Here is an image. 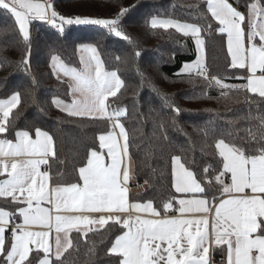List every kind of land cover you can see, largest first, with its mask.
<instances>
[{
	"label": "snow or ice",
	"instance_id": "obj_1",
	"mask_svg": "<svg viewBox=\"0 0 264 264\" xmlns=\"http://www.w3.org/2000/svg\"><path fill=\"white\" fill-rule=\"evenodd\" d=\"M203 2L211 17L206 26L160 19L159 13L151 16L148 25L174 28L194 39L197 61L185 64L178 75L191 78L195 72L219 88L222 97L243 92L249 105L253 101L248 94L259 97L254 110L258 115L250 109L243 118L247 123L235 125L234 130L206 126L205 135L215 132L209 145L215 164L206 165L201 173L172 154L170 198L160 207L151 198L134 202L130 183L135 161L121 121L126 109L109 103L124 82L108 69L97 45L78 47L80 68L51 55L52 73L58 79L68 78L72 97L71 103L58 98L52 103L69 117L104 121L110 128L98 135V149L87 152L73 169L71 181L54 179L50 175L51 163L58 160L54 137L41 125L19 128L12 116L22 103L19 91L0 98V264H75L79 241H87L89 233L97 234L109 224L119 226L121 233L106 248V264H216L217 252L220 264H264V0H238L235 6L230 0ZM196 8L203 11L199 5ZM0 10L13 20L11 39L22 49L16 67L25 72L30 71L34 21L47 22L61 34L65 25H97L129 42L127 58L141 55L138 42L124 30L129 9L123 7L105 19L65 17L57 12L54 0H0ZM205 27L226 37L229 66L240 70L233 78L244 83L229 84L205 71L199 55L205 50ZM28 92L31 95L32 89ZM168 107L179 114L175 105ZM161 140H169L166 130ZM56 172L61 175L59 168ZM150 184L146 179L140 187ZM210 187L219 192L218 202L215 193L209 200ZM86 254L91 261L95 246Z\"/></svg>",
	"mask_w": 264,
	"mask_h": 264
},
{
	"label": "trees",
	"instance_id": "obj_2",
	"mask_svg": "<svg viewBox=\"0 0 264 264\" xmlns=\"http://www.w3.org/2000/svg\"><path fill=\"white\" fill-rule=\"evenodd\" d=\"M230 2L235 6L238 0ZM54 4L57 12L65 17L105 19L112 18L121 7L129 9L123 27L138 42L137 50L141 53L134 60L127 58L131 50L129 42L110 35L97 25H65V32L61 34L47 22L34 21L30 26L33 39L30 71L25 72L16 67L22 59V49L11 39L9 26L13 20L0 10V98L19 91L22 103L12 113L17 117L15 122L19 128L41 125L54 137L58 156L50 168L54 179L71 181L73 169L87 152L91 148L98 149V135L110 128L104 121L69 117L52 103L57 98L71 102L72 97L66 80L53 75L49 66L51 55L60 56L70 67L80 68L77 49L81 44L97 45L108 69L116 71L124 82L117 97H109V103L126 109V116L121 121L130 138L135 185H144L146 179L151 181L147 188L130 195L134 202L151 198L155 206L160 207L162 201L170 198L173 194L169 167L172 154L180 155L189 167H198L201 173L206 165L215 164L209 147L215 132L210 130L205 135L206 126L234 130L235 125L247 123L243 118L250 109L257 114L254 110L259 97L248 94L253 101L249 105L243 92H230L222 97L219 88L195 72L191 78L188 74L178 75L184 64L197 57L194 39L172 28L152 29L148 25L151 16L159 13L160 19L198 22L200 26H206L211 17L206 13L203 0H54ZM197 5L203 11H198ZM240 10L244 11L242 2ZM211 23L215 24V21ZM202 37L205 39L203 64L207 73L229 84L244 83L233 78L240 70L229 66L226 37L210 32L206 27ZM117 56L121 59L117 60ZM34 81H38V87H34ZM28 89H32L31 95ZM169 104L178 107L179 114L171 111ZM165 130L168 141L161 140ZM212 193L217 195L218 202L216 187L209 188L210 201ZM120 233L119 226L111 224L97 234L89 233L87 241H79L80 252L74 253L75 264H106L109 259L106 248ZM72 235L76 236L75 233ZM93 245L96 254L89 261L86 252ZM214 260L220 264L219 252L215 253Z\"/></svg>",
	"mask_w": 264,
	"mask_h": 264
},
{
	"label": "crops",
	"instance_id": "obj_3",
	"mask_svg": "<svg viewBox=\"0 0 264 264\" xmlns=\"http://www.w3.org/2000/svg\"><path fill=\"white\" fill-rule=\"evenodd\" d=\"M174 29V28H172ZM175 30V29H174ZM0 179H2V177H0ZM144 187H140L138 185H135V181L134 179L131 181L130 183V195L131 194H135V193H138V192H141L143 190ZM18 222H21V221H18ZM10 235V234H9Z\"/></svg>",
	"mask_w": 264,
	"mask_h": 264
},
{
	"label": "rangeland",
	"instance_id": "obj_4",
	"mask_svg": "<svg viewBox=\"0 0 264 264\" xmlns=\"http://www.w3.org/2000/svg\"><path fill=\"white\" fill-rule=\"evenodd\" d=\"M199 55H200V58H201V62L203 63V53H200ZM78 56H79V59H80V53L79 52H78ZM197 57H198V53H197ZM197 57H196V59L193 62L187 63V64H194V63H196ZM60 79H63V80H66L67 81L68 78L67 77H64V76H61ZM66 103H71V102H66Z\"/></svg>",
	"mask_w": 264,
	"mask_h": 264
},
{
	"label": "built area",
	"instance_id": "obj_5",
	"mask_svg": "<svg viewBox=\"0 0 264 264\" xmlns=\"http://www.w3.org/2000/svg\"><path fill=\"white\" fill-rule=\"evenodd\" d=\"M205 71L207 72V69H205ZM173 214H174V213L171 212V211L168 213L169 216H171V215H173Z\"/></svg>",
	"mask_w": 264,
	"mask_h": 264
}]
</instances>
